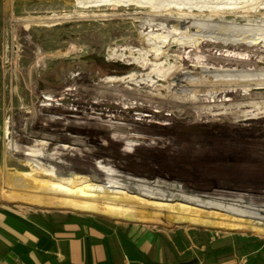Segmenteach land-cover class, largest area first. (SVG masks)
<instances>
[{
	"label": "rangeland",
	"instance_id": "374dc122",
	"mask_svg": "<svg viewBox=\"0 0 264 264\" xmlns=\"http://www.w3.org/2000/svg\"><path fill=\"white\" fill-rule=\"evenodd\" d=\"M128 5L107 0H28L8 12L3 32L0 33V212L20 214L19 217L25 220L35 217L39 221L53 223L57 226L56 230L60 231L67 226L78 229L97 227L105 231L127 227L111 222L116 218L155 223L167 221L157 216L170 213L209 216L212 220L198 217L170 220L169 222L180 226L172 230L142 229L160 232V237L173 239L175 245L189 241L194 255L204 241L212 245L221 244L217 241L258 244L264 237L263 229L236 225L240 223L238 221H232L236 224L223 222L226 217L219 211L192 209L182 205L168 208L149 201V198L157 199V193L161 191L178 194L183 200L190 197L209 201L212 202L211 205L238 201L253 206L263 205L264 101L254 100L255 103L244 111H238L239 108L232 101L230 110H222L224 114L200 119L193 116V113L202 108L204 102L191 107L185 117L181 116L185 107L180 105L163 103L147 109L142 106L141 101L135 99H128L127 102L123 99L101 102L100 93L106 91L108 86H113V81L128 74H133L136 78L127 80L125 87L128 92L149 96L152 94L153 97L165 95L162 91L143 87L139 81L159 70L169 73L177 65L176 54L163 48L167 53L165 56L153 61L148 70L143 67L147 61V48L151 46L148 44L151 38L157 37L153 39L156 42L163 38L161 35H168L165 32L171 29L180 32L181 26L172 20L138 22L127 18L124 13L152 14L154 11L137 2ZM253 15L252 25L243 26L231 22L220 25L205 21L196 30H201V34L213 39L214 44L209 43L205 49L208 51L212 46L214 50L211 51L216 56L226 52L228 48L223 46L227 43L245 47L253 42L254 62L251 64V72L259 75L264 72V38L251 36L249 30L264 27V9L255 11ZM240 19L245 21L242 16ZM222 31H230L229 37L220 39ZM180 36L185 38L182 34ZM243 53L247 54V51ZM205 65L212 69H222L221 62L214 58L209 59ZM260 86L264 87V84ZM118 87L119 90L115 89L117 93L121 90L120 85ZM67 88L73 89L65 95L61 91ZM78 99L88 104L98 101L101 103L89 115L84 111L90 110L75 107ZM133 104L139 107H134ZM55 117L66 118L68 122L61 125ZM132 122L133 125L140 124L138 134L141 138L121 136V126ZM172 122L178 125L170 128ZM76 123L86 126H78ZM52 127H73L71 136L74 137L65 143L69 146L70 156L60 159V164L49 166L59 171H62V166L72 177L80 176L82 178L79 180L84 181L85 178V183L95 185L96 188L91 190L97 196L96 199L82 197L91 196L89 193L44 195L33 188L14 187L17 180L5 176L6 168L15 172L33 168L32 164L25 161H28L25 151L10 148L11 141L8 140L12 139L11 135H17L18 144L25 149L31 143L23 141L22 136L33 138L42 134L41 136L51 137L53 133L41 129L50 130ZM35 139L39 140L37 137ZM113 139L119 141L113 143ZM77 140L82 141L80 143ZM89 144L101 146V151L97 146ZM135 148L138 149L136 156H119V153L130 152ZM95 150L100 151L98 153L101 156H90V151ZM113 154L114 159L135 157L136 161L126 166L120 162L105 161ZM75 162L76 172L71 167V163ZM92 163L100 166L108 164L130 177L142 180L139 185L135 184L139 191L124 199L117 196L121 209L106 205L111 200H102V197L115 198L116 194L99 187V181L104 178L111 180L112 177L99 176L92 168ZM35 168L37 170V166ZM87 178H99V181L95 179L96 181L88 182ZM121 181L117 182H128ZM156 185L158 188L151 187ZM12 187L15 191L9 189ZM144 190L149 194L154 193L153 198L148 197ZM45 207L52 209L54 217L43 214ZM68 211L89 222L67 215ZM203 248L202 246L201 249ZM250 250L253 255L262 253L261 258H264V244L258 245L256 249L250 247Z\"/></svg>",
	"mask_w": 264,
	"mask_h": 264
},
{
	"label": "bare ground",
	"instance_id": "6f19581e",
	"mask_svg": "<svg viewBox=\"0 0 264 264\" xmlns=\"http://www.w3.org/2000/svg\"><path fill=\"white\" fill-rule=\"evenodd\" d=\"M107 1L123 2L126 6L128 4L137 2L138 5L152 8L154 10L153 13L152 14H149V13L148 14H125L124 13V15L127 16V18L135 19L138 22L172 20L174 22H177L178 25L181 26L180 27L181 29H180V32H176L175 30L171 29L168 32H165L169 36L163 34L160 37H163L164 39L162 38L156 42L155 41L153 42V39L157 37H153L150 40L151 42L149 41L148 43L151 46L150 48H147V52H148L147 57H146L147 61L145 62V64H143L144 65L143 67L147 70L152 66L153 61H157L167 54L166 51L163 50V48L176 54L175 56L177 60V65L169 73H165L164 71L159 70V71H156L157 73H154V74L150 73L149 75H147L145 80L139 81L140 85H142L143 87L162 91L166 93L165 95L163 94L161 96L159 95V97H153L152 94H150L151 96H149L146 94H136V93L128 92L127 88L125 87V85L128 83L127 80L136 79L133 74H128L119 80L113 81V84H114L113 86H108L106 91H104L103 93H100L99 97H101V102L102 101L106 102L108 100H113V102L114 100H121V101L124 100V102L125 101L127 102L128 99H132V101L133 99H135V100L141 101L142 106L147 109H149V107H152L155 104L162 105L163 103L180 105L182 107H185V111L181 113L182 117H185L191 111L190 110L191 107L196 106V105L198 106L199 104L204 102V104L202 103L203 107L198 109L196 113H193V116H195L197 119H200L204 117H209V116L214 117L216 115L224 114L222 110L223 111L227 109L230 110L232 108L231 106L232 103L230 102L232 101H234L235 102L234 105H236V107L239 108L238 111H244L245 108L251 107L252 103H255L254 100L259 101V102L260 100L264 101V87L260 86V84L262 85L264 84V72L263 74H259V75H256L255 73L251 72V69H253V66H251V64H253L252 62H254L253 56H252V53H253L252 47L255 46L254 43L250 42L251 45H248L245 47H238L231 43H227L223 46V47L228 48L226 52L219 54V56H216L211 51V50H214L212 46L211 48H209L210 50L208 51L205 49V47H207L209 43L214 44L213 39L208 38L206 34L204 33L201 34V30H196V27L202 26L201 23L205 21H209L210 23L217 22L220 25L228 24L230 22L235 23V24L236 23L242 24L243 26L252 25L254 24L253 13L257 10L264 9V0H107ZM114 7L116 6L114 5ZM193 12H196L197 14L196 13L193 14ZM207 12L209 13L207 14ZM241 16L245 18L244 22L243 20L240 19ZM222 33L223 35L219 37L220 39L227 38L230 35V31H222ZM249 33L253 37L263 39L264 38V27L259 28V29L252 28L249 30ZM181 34L185 36V38H182V36H180ZM243 51H247V54H244L245 52L243 53ZM213 58L218 59L221 62L222 69H216V68L212 69L210 67L209 68L206 67L205 63L209 59H213ZM188 69H191L193 72H190L191 70L186 71ZM118 85H120L121 90L120 92L117 93L115 92V89L118 87ZM72 89L67 88L65 91H61V92L66 95L67 91L71 92L70 90ZM102 94H107L108 96H104ZM101 102L98 101L95 104H88L86 103V101L78 99L77 104H75V107L77 108L84 107L85 109L90 110V111H84V113L90 115L91 111L94 110ZM133 105L134 107H137V108L139 107L138 105H135V104ZM263 107H261L260 109L262 110ZM218 109L220 110L219 112H218ZM64 113L67 114L65 111ZM55 119L59 121L61 125L65 122H68L66 118H63V117H55ZM138 124L133 125V122H132V123H127L121 126V131L123 132L121 136L130 138V139L131 138H141L142 136L139 135L140 134L139 129L141 128V126L140 124L139 125ZM77 125L86 126V124L85 125L77 124ZM176 125L178 124H176L175 122H172V124H170L171 126L170 128L172 127L174 128V126ZM143 129H145V127H143ZM41 130L46 131V132H51L54 135L51 137L49 136L45 137V136H41L42 134L40 135L37 134L33 138L29 136H22L23 141H29L31 143V145L25 149L23 146L18 144L17 135H15L14 133L11 135L12 139L8 140V141H11L10 148L11 149L18 148L22 151H25L26 157L28 159V161L27 160L25 161L28 162L29 164H32L33 168L18 170V172L11 171L8 168H6L5 176L8 178L17 180V184L14 187L33 188L41 192V194H44V195H54V196L72 195V194L73 195H78V194L88 195L89 193L91 196L88 195V196H82V197L86 199H91V200L96 199L97 196L95 195L93 190H91L93 188H96L94 187L95 185L92 186L91 183L90 184L85 183L86 181L85 178H84V181L79 180V178H82L80 176L79 178L72 177L70 174H67L64 171L65 169L62 166H61V169L63 168L62 171H59L49 166L50 164H60V159L68 158L70 156L68 152L69 146H66L65 143L69 142L74 137V136L73 137L71 136V133H73V127H67V128L52 127L50 130L49 129H41ZM162 130H164V128ZM125 133H127V135ZM131 133H134V134H131ZM35 137H37L39 140L35 139ZM41 139L42 140L45 139L47 141H42ZM75 140H76V137H75ZM81 141L79 140L78 142L81 143ZM117 141H119V139H113V143H116ZM89 145L97 146L94 144H89ZM52 146H55V148H52ZM100 147L97 146V149H100L101 151ZM100 151L98 150L90 151V156H101L99 155L101 153ZM137 152H138V149L135 148L134 150L130 152L119 153V156L120 154L123 157L132 156V155L136 156ZM118 158L119 159H114V154H113L110 157H108V159L105 161H111V162L114 161L116 163L120 162L125 166L128 164H131V162L133 161H136L135 157H134L135 159L134 158L124 159L122 157H118ZM35 165L37 166V170L35 168L36 167ZM80 165L82 166V164ZM91 166L95 171H97L99 176L104 177V175H107V176L112 177L111 180L110 179L104 180L105 179L104 178L102 180L100 179L101 181H99V178L98 180L97 178H95L97 181L101 182L99 187L107 188V190H109L108 191L109 193L116 194L115 198H111L109 196L102 197L103 198L102 200L104 199L111 200L106 205H110L117 209H121L119 208L120 206H119V203H117L116 197L118 196L121 199H124L127 196L136 195L137 191H139L138 190L139 188L135 186V184L139 185L142 180L137 179L136 177H130L127 175V173H124L122 170L116 167L113 168L112 166H109L108 164L100 166V165H95L94 163H92ZM71 167H73L72 170L76 172L75 170L76 162L75 164L71 163ZM86 169L88 170V168ZM79 171L81 172V170ZM95 179L87 178L88 182L96 181ZM116 180L117 181L120 180V182H122L121 180H128V182L122 184V183L117 182ZM75 183H80L81 185L76 186ZM151 187L158 188L157 185L151 186ZM12 188H9V189L12 191H15L14 188L13 189ZM144 193H147V190H144ZM153 194L154 193H150V194L147 193L148 197H151V198H153L152 197ZM99 198L101 197L99 196ZM149 201H154L156 205L165 206L168 208H173L177 205H182L184 207L192 208V209L219 211L220 213H222L221 215H224V217H226V219H224L223 222L236 224V223H232V221H238L240 223L236 225L256 227V228H260L264 230V204L253 206L245 202L239 203L238 201V202H232V203H222V204L219 203L218 205L217 204L211 205L210 203L212 202H209V201H204V200L200 201V199L195 200L190 197H187V199L183 200V198H181L178 194H170V193L161 192V191L157 193V199L150 200L149 198ZM157 217L163 218V220H167V221L174 220V219L179 220L184 217H198V218H202L205 220H212V218H210L209 216L208 217L189 216V215H183L181 213L163 214L162 217L161 216H157Z\"/></svg>",
	"mask_w": 264,
	"mask_h": 264
},
{
	"label": "crops",
	"instance_id": "0c3cea01",
	"mask_svg": "<svg viewBox=\"0 0 264 264\" xmlns=\"http://www.w3.org/2000/svg\"><path fill=\"white\" fill-rule=\"evenodd\" d=\"M26 2L28 0H0L2 32L8 12ZM19 216L0 212V264H16V260L22 261L23 257H27L30 264H179L187 257L175 262L186 251L192 250L191 245L184 244L180 248L173 239L160 237L162 233L142 229L172 230L180 227L169 221L144 223L116 218L111 222L127 227L105 231L97 227L78 229L67 226L60 231L35 217L25 220ZM246 254L249 258L256 256L254 253ZM242 255L235 253L220 264H239ZM197 264H204V261L198 259Z\"/></svg>",
	"mask_w": 264,
	"mask_h": 264
},
{
	"label": "trees",
	"instance_id": "16d2710c",
	"mask_svg": "<svg viewBox=\"0 0 264 264\" xmlns=\"http://www.w3.org/2000/svg\"><path fill=\"white\" fill-rule=\"evenodd\" d=\"M0 31H1V23H0ZM0 156H1V151H0ZM43 211H44V213H43L44 215L53 216L51 208L45 207L43 209ZM67 215L74 216L78 220H81V221L89 222L88 220L84 219L83 217H78V216L74 215L70 211L67 212ZM47 225H49L51 228H54L55 230L57 229V228H55L57 226L54 225L53 223H48ZM177 242L179 243V241H177ZM217 242H219L221 244L212 245V244H208L204 241V243L200 245V248L198 249L197 254L194 255L192 250L186 251L185 254L183 256H181L179 258V260H177L175 263L181 262L185 257H187L186 260H190V259L196 257L200 260H203L204 264H220L222 261L234 256L235 253H239L240 255H242L243 253L244 254L245 253L251 254L252 251L250 250V247L253 249H256L258 247V245L264 244V237L261 240V242H259L258 244L257 243H244V242H240V243H231V242H222V241H217ZM184 244L188 245V246L190 245L189 241H186L180 245V248ZM169 245L171 246L173 251H176V249L174 248V245L172 243H170ZM202 246L204 247L203 249H201ZM261 257H262V253L257 254L256 256H250V258L248 257L247 264L264 263V258H261ZM22 261L25 264H30V260L27 257H23Z\"/></svg>",
	"mask_w": 264,
	"mask_h": 264
},
{
	"label": "built area",
	"instance_id": "2783aa9c",
	"mask_svg": "<svg viewBox=\"0 0 264 264\" xmlns=\"http://www.w3.org/2000/svg\"><path fill=\"white\" fill-rule=\"evenodd\" d=\"M249 255H242L239 260V264H247ZM16 264H23V262L20 259L16 260Z\"/></svg>",
	"mask_w": 264,
	"mask_h": 264
},
{
	"label": "water",
	"instance_id": "95a60500",
	"mask_svg": "<svg viewBox=\"0 0 264 264\" xmlns=\"http://www.w3.org/2000/svg\"><path fill=\"white\" fill-rule=\"evenodd\" d=\"M197 263H198V258H193V259H190V260L182 261L179 264H197Z\"/></svg>",
	"mask_w": 264,
	"mask_h": 264
}]
</instances>
